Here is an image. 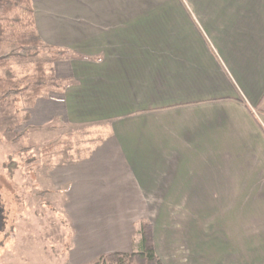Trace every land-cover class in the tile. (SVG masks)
Returning a JSON list of instances; mask_svg holds the SVG:
<instances>
[{
  "label": "crops",
  "instance_id": "crops-1",
  "mask_svg": "<svg viewBox=\"0 0 264 264\" xmlns=\"http://www.w3.org/2000/svg\"><path fill=\"white\" fill-rule=\"evenodd\" d=\"M31 4L60 88L37 98L25 128L105 129L75 170L48 171L53 192L73 186L83 244L115 246V209H180L168 230L150 223L163 264H264V0Z\"/></svg>",
  "mask_w": 264,
  "mask_h": 264
},
{
  "label": "rangeland",
  "instance_id": "rangeland-1",
  "mask_svg": "<svg viewBox=\"0 0 264 264\" xmlns=\"http://www.w3.org/2000/svg\"><path fill=\"white\" fill-rule=\"evenodd\" d=\"M9 52H12L10 65L16 78L28 76L33 79L35 65L41 62L46 72L41 96L57 93L60 83L50 69L51 64L58 60L57 51L41 46L35 57L25 59L16 56L17 50L13 45L0 48V55ZM0 74L4 72L0 71ZM28 110L25 93L0 99V264H92L99 256L108 253L123 254L118 248L122 242L117 240L118 235L123 237L132 254L138 253L142 248L137 233L141 222L151 223L162 231L174 226L175 213L180 209H115L114 214L106 218L105 232L111 237V241L108 239L111 245L117 246L107 249L95 245L97 248L94 249L93 245L83 244L80 238L84 234L79 230L76 233L68 217L73 186L69 185V189L62 185L61 191L53 192L48 171L62 174L75 170L96 141L103 139L105 129L63 126L60 121H55L48 128L34 127L27 131L24 117ZM40 192L46 194L42 197L38 194ZM100 211L108 215L110 209L102 208ZM97 219L94 214L89 218L93 223ZM86 224L89 223L83 226L88 232L87 228H90ZM185 225L183 220L182 231H178L182 242L187 237ZM193 227L190 225L189 229ZM96 231L97 235L102 234L101 228L92 229V232ZM92 241L101 245L106 243L101 238ZM147 246L154 250L152 237ZM66 252H69V261ZM124 264L146 263L137 256L132 263L125 261Z\"/></svg>",
  "mask_w": 264,
  "mask_h": 264
},
{
  "label": "trees",
  "instance_id": "trees-1",
  "mask_svg": "<svg viewBox=\"0 0 264 264\" xmlns=\"http://www.w3.org/2000/svg\"><path fill=\"white\" fill-rule=\"evenodd\" d=\"M11 45L17 50L16 56L25 59L35 57L40 50L41 39L35 28L31 0H0V48L5 49ZM11 53L0 55V71L4 72L3 75L0 74V99L5 100L25 93V103L30 109L41 96L46 82L44 65L41 62L36 63L33 79L28 76L16 78L10 65ZM38 194L43 197L46 192ZM137 233L140 235L139 246L142 247L138 253L106 254L99 256L92 264H124L125 261L132 263L137 256L146 264H162L153 248L147 246L152 237L151 225L141 222ZM66 253L68 260V252Z\"/></svg>",
  "mask_w": 264,
  "mask_h": 264
}]
</instances>
